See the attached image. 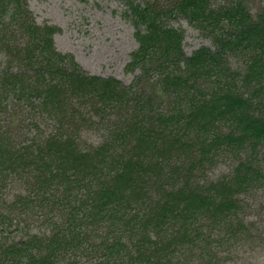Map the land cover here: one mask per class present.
I'll return each mask as SVG.
<instances>
[{
  "label": "trees",
  "instance_id": "obj_1",
  "mask_svg": "<svg viewBox=\"0 0 264 264\" xmlns=\"http://www.w3.org/2000/svg\"><path fill=\"white\" fill-rule=\"evenodd\" d=\"M28 1L0 0V264H262L264 119L227 66L243 0H123L129 84L57 52ZM180 19L211 45L187 55Z\"/></svg>",
  "mask_w": 264,
  "mask_h": 264
},
{
  "label": "rangeland",
  "instance_id": "obj_2",
  "mask_svg": "<svg viewBox=\"0 0 264 264\" xmlns=\"http://www.w3.org/2000/svg\"><path fill=\"white\" fill-rule=\"evenodd\" d=\"M27 5L38 24H49L61 29L53 38L57 52L73 55L82 68L91 74L115 77L124 84H129L132 75L126 74L124 68L137 44L132 25L125 15L123 0H29ZM242 5L244 7L235 16L236 23L243 26L249 22L253 24L255 31L249 32L245 42L234 39V44L241 45L233 47L227 66L244 79L242 85H237L242 92L247 95L252 93L251 98H258L252 107L256 111L259 110L261 119H264V0H243ZM173 25L184 32L183 46L187 55L202 45H211L209 40L203 39L198 30L185 19H180ZM258 25L262 29L259 35ZM256 75H259L258 78L251 82ZM16 110L18 120H24L26 111L20 107ZM20 113L25 115L21 117ZM91 120L94 124L97 121L94 118ZM257 130L260 132L259 137L264 136L263 123H259ZM225 131L230 132V127L226 126ZM82 138L89 144L99 141L100 135L84 132ZM245 140L248 149L263 155L264 158V137L258 141L259 145L255 148L251 146L254 139ZM255 201L264 205V189L253 195L252 203ZM261 223L264 232V219ZM260 244L264 247V242Z\"/></svg>",
  "mask_w": 264,
  "mask_h": 264
}]
</instances>
